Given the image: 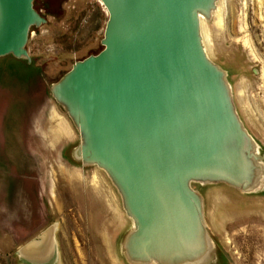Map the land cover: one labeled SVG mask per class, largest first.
<instances>
[{
    "label": "rangeland",
    "instance_id": "1",
    "mask_svg": "<svg viewBox=\"0 0 264 264\" xmlns=\"http://www.w3.org/2000/svg\"><path fill=\"white\" fill-rule=\"evenodd\" d=\"M33 8L42 20L25 44L30 62L0 58V264H21L20 247L56 221L59 264H142L145 254H126L135 221L118 186L80 155V130L56 95L73 64L102 49L106 12L99 0ZM199 35L247 137L238 181L188 182L213 246L203 264H264V0H213ZM185 253L177 262L194 264Z\"/></svg>",
    "mask_w": 264,
    "mask_h": 264
},
{
    "label": "water",
    "instance_id": "2",
    "mask_svg": "<svg viewBox=\"0 0 264 264\" xmlns=\"http://www.w3.org/2000/svg\"><path fill=\"white\" fill-rule=\"evenodd\" d=\"M99 1L103 47L73 64L56 95L78 125L80 155L108 172L135 221L126 254L187 264L177 262L186 252L203 264L211 248L198 262L204 232L188 182L238 181L247 140L203 52L199 15L213 0ZM41 20L33 0H0V58L30 62L25 44ZM57 229L56 221L23 244L20 263L59 264Z\"/></svg>",
    "mask_w": 264,
    "mask_h": 264
},
{
    "label": "bare ground",
    "instance_id": "3",
    "mask_svg": "<svg viewBox=\"0 0 264 264\" xmlns=\"http://www.w3.org/2000/svg\"><path fill=\"white\" fill-rule=\"evenodd\" d=\"M217 22H219V21H217ZM198 241L201 244V247L203 248V254L199 255V260H197L198 262H200L204 259V257L206 256V254L210 250V248H212V242L204 233H201V237H198Z\"/></svg>",
    "mask_w": 264,
    "mask_h": 264
},
{
    "label": "trees",
    "instance_id": "4",
    "mask_svg": "<svg viewBox=\"0 0 264 264\" xmlns=\"http://www.w3.org/2000/svg\"><path fill=\"white\" fill-rule=\"evenodd\" d=\"M12 56V55H11ZM17 59V58H16ZM17 60H23V59H17ZM22 67H26V66H22ZM29 69H31V68H29Z\"/></svg>",
    "mask_w": 264,
    "mask_h": 264
}]
</instances>
